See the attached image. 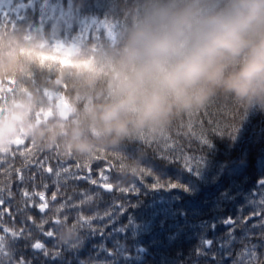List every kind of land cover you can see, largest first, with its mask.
Here are the masks:
<instances>
[{"label": "trees", "instance_id": "obj_1", "mask_svg": "<svg viewBox=\"0 0 264 264\" xmlns=\"http://www.w3.org/2000/svg\"><path fill=\"white\" fill-rule=\"evenodd\" d=\"M143 7L144 0H0V97L13 103L32 95L35 106L63 101L73 110L72 121L51 127L53 152L64 153V142L77 133L91 137L83 109L107 99L106 85L97 80L85 90L83 84L77 87V81L90 71L97 48H115L119 32ZM72 47L84 56L69 59ZM91 79L85 83L90 85ZM6 90L9 95L3 94ZM188 124V118L178 121L159 141L136 139L117 149L98 148L88 159L67 154L71 161L79 159V173L88 167L98 176L105 175L110 184L127 179L134 189L118 196L107 194L106 205L112 202L121 210L92 227L90 246H99L100 254L89 247L81 249L79 257L85 264H264V227L251 226L255 220L246 218L255 215L256 207L244 206V195L256 191L257 181H264V169L256 166V158L264 153V109L253 106L241 111L230 101H213L193 118L191 129ZM85 161H89L86 167ZM126 162H137L143 171L133 178L121 175ZM47 187L42 178L27 176L29 194L30 188H36L53 195ZM10 188L16 193L24 185ZM64 189V185L57 188L60 194ZM19 198L13 195L9 203L5 197L0 207L9 227L13 225L7 212L15 216L10 232L0 230V264H79L49 258L50 249L45 248L52 240L38 230L42 216L35 207L40 200ZM20 200L26 204H19ZM172 204L176 219L162 222L161 215L173 216L167 211ZM261 212L264 216V207ZM51 214L47 210L44 218ZM227 218L234 220L232 229L220 222ZM143 224L147 232L140 228ZM133 229L137 234L131 238ZM39 241L43 249L35 253L31 246Z\"/></svg>", "mask_w": 264, "mask_h": 264}, {"label": "clouds", "instance_id": "obj_2", "mask_svg": "<svg viewBox=\"0 0 264 264\" xmlns=\"http://www.w3.org/2000/svg\"><path fill=\"white\" fill-rule=\"evenodd\" d=\"M83 56L71 48L69 59ZM88 67L77 87L103 80L107 99L83 109L91 137L81 132L64 142L65 153L81 159L125 141H159L213 101L264 109V0H144L116 47L99 46ZM8 147L0 126V153ZM141 170L126 162L120 174L133 178ZM78 229L57 224L55 237L74 244Z\"/></svg>", "mask_w": 264, "mask_h": 264}, {"label": "flooded vegetation", "instance_id": "obj_3", "mask_svg": "<svg viewBox=\"0 0 264 264\" xmlns=\"http://www.w3.org/2000/svg\"><path fill=\"white\" fill-rule=\"evenodd\" d=\"M29 98V102L31 104L28 106H20L18 109L20 112L18 113H5L3 104L4 99H0V126L3 127L4 131H6L9 144L8 150L6 152L0 153V156H4V154L9 153L11 150L14 152V155H7L4 159H0V179H3L5 183L11 187H19L21 184L24 185V188L18 189L16 193L12 192L14 196H20L19 199H31V197L35 196V198L37 197L41 201L39 195L41 192L39 193L36 188H30L32 195L28 193V189L26 188V180L27 176H29L32 180H35L37 177L42 178L45 184L48 183L49 187H47V189L49 192L56 193L55 199H53V195L44 193V200L41 201V203H46L48 205L46 211L50 210L53 213L57 208H60L62 204H65L66 207L61 208L60 210L61 214L64 211L69 210L70 206L73 207L75 212H80L82 208L80 207V203L77 202L79 197L73 198L71 194H60L57 190L60 183H56L55 174H50L45 171L46 168H53L56 166L54 164L58 163V157L54 156L52 146L49 147L48 145H51V141L49 140L51 139L50 130L52 125L60 124L63 121L55 113L56 110H53L52 106L48 108L47 103H45L40 104L37 108L35 103L32 101V96H29ZM47 112L52 113L53 117L47 118ZM17 144L22 145L16 146ZM41 162L43 163V166H41ZM9 174L11 177L10 179ZM21 174L24 177L23 180L19 178ZM93 181H95V183L85 180L83 185L86 186L87 193H93V195H97L101 193L102 190H100L101 187L99 189V180ZM96 190H98L97 193ZM25 191L28 193L27 197L23 195ZM37 193L39 194L36 195ZM107 194L111 193H106L105 195ZM79 195L82 196L81 194ZM5 197H7V195ZM103 201L104 198L100 203L107 207ZM97 207L98 205L95 206V208ZM44 215L45 213L42 214V226L38 227V230H42L43 232L51 229L54 226L51 223H45L46 218H44ZM130 216L131 213H129L127 217ZM49 239L52 240L51 247L45 248L47 250L50 249V252H48V254H50L49 258L61 260L65 258L69 253V244L60 242V247H55L59 241L54 236L49 237ZM42 249L43 248L41 244V247L37 252L40 253ZM90 250L97 252L98 248L96 246H92L90 247Z\"/></svg>", "mask_w": 264, "mask_h": 264}, {"label": "snow or ice", "instance_id": "obj_4", "mask_svg": "<svg viewBox=\"0 0 264 264\" xmlns=\"http://www.w3.org/2000/svg\"><path fill=\"white\" fill-rule=\"evenodd\" d=\"M56 48H64V46H61V45H55ZM192 120L193 119H189V128L191 129L192 128ZM167 138V137H165ZM19 145H22V144H17L16 146H19ZM7 155H14V152L13 150H11L9 153L7 154H4V156H0V159H4ZM78 162L76 164V167L79 168L80 167V164H79V159H76ZM89 161H85V167L87 166V163ZM41 166H43V163L41 162ZM45 171H47L48 173L52 174L53 173V169L51 167H48L45 169ZM143 170H141L142 172ZM62 173H69V168L68 167H64V166H60L58 167L57 170H55V177H56V183L59 184L61 182V180H67V179H70L72 178L71 175H62ZM10 174H9V179H10ZM19 178L21 180L24 179L23 175L21 174L19 176ZM76 179H86L88 180L89 182L91 183H95V181L91 180V177L88 176V177H85V176H76L75 177ZM102 187H104L105 189H108L110 190L111 189V185L109 184H103L101 185ZM172 187H175V185H172ZM122 192H132L134 191V189L131 187V188H128V189H121ZM7 195V197L9 198V203L11 202V199H12V191H11V188L8 184L5 183V181L3 179H0V206L4 205L5 204V196ZM25 197L28 196V193L27 191L24 192L23 194ZM40 199L41 201L44 200V193L41 192L40 194ZM55 196L56 194L53 193V199H55ZM19 204L21 205H25L26 204V200H20L19 201ZM38 211L40 213H45L46 211V208L48 207V205L46 203H40L38 206ZM66 205L65 204H62L60 206V208H57L51 215L47 216L46 217V220H45V223H51L53 224L54 226L45 231L44 232V235L48 236V237H53L55 236V226L57 224H61L63 226H69L67 223H66V220L68 218V215H72L75 217V221L71 224L72 228L73 229H78V228H81L83 226H89L90 224V219L88 218H85L83 215H81L79 212H72L70 210H66L64 211L62 214H61V208H65ZM20 210V209H18ZM121 209L119 207H117L115 209V211L111 212L110 214L106 213V216L107 217H111L113 215H116V213L118 211H120ZM9 216L11 217L12 219V225L14 226L15 225V216H12L11 213H9ZM100 216H97V217H93L92 219H99ZM32 217L30 215H27V221H31ZM12 226V227H13ZM12 227H9L8 225L4 224V221H3V213H0V230H2L3 232L5 233H8L10 232L11 228ZM22 229H18L17 231H21ZM13 235H15V233H12ZM35 248H40L41 247V244L40 243H35L33 245Z\"/></svg>", "mask_w": 264, "mask_h": 264}, {"label": "rangeland", "instance_id": "obj_5", "mask_svg": "<svg viewBox=\"0 0 264 264\" xmlns=\"http://www.w3.org/2000/svg\"><path fill=\"white\" fill-rule=\"evenodd\" d=\"M185 167L186 168H188L189 169V166H187V165H185ZM256 191H257V194L255 193V190H254V195L253 194H251V192H247L246 193V195H244V206H246V207H249V208H254V207H256V208H259V205H261V203H263L264 202V187H259V188H257V186H256ZM85 198V197H84ZM244 206H241V208H243ZM173 207H174V204H172V206L170 207V208H168L167 209V211H169L168 212V214H173V216L172 217H168V216H165V215H161L162 216V219H161V221L163 222L164 220H170V222H174V219H176V214H174L173 212H171V210L173 209ZM70 208L73 210V207L72 206H70ZM108 210H114V208H109ZM260 211V210H259ZM106 213H108V211L106 210V211H104L103 212V214L102 215H100V214H97L96 215V217L97 216H100V218H99V220H101V219H103L105 216H106ZM258 213V212H257ZM256 214V213H255ZM254 216H256V215H254ZM72 218V217H71ZM93 221V219H90V222H92ZM225 221V219H221L220 220V222L221 223H223ZM95 223H96V225H101V223L99 222V221H95ZM262 223H264V222H262V220H259V221H256L255 220V222L251 225L254 229H258V228H260V226H263L264 227V224H262ZM151 225H148V226H153V223H150ZM40 226H42V224H40ZM136 227L134 226V229H135ZM140 228H142L144 231H146L147 232V229H145V224H143ZM133 229V230H134ZM230 229H232V228H230ZM83 230H85V229H83ZM92 230V227L89 225V226H87L86 227V231H91ZM135 231V230H134ZM230 245L232 246L233 244L232 243H230ZM222 248H223V246H221ZM221 248V249H222ZM226 249V248H225ZM222 250H224V249H222ZM244 256H249L248 255V253H245L244 254ZM111 260H113L114 258L113 257H111L110 258Z\"/></svg>", "mask_w": 264, "mask_h": 264}, {"label": "water", "instance_id": "obj_6", "mask_svg": "<svg viewBox=\"0 0 264 264\" xmlns=\"http://www.w3.org/2000/svg\"><path fill=\"white\" fill-rule=\"evenodd\" d=\"M57 107H58V109L60 110V116H61V118L66 119V118L68 117V115H69V111H68L66 105H65L64 103H60V102H59V103L57 104ZM232 224H233L232 221L228 220V221L224 224V226H230V225H232Z\"/></svg>", "mask_w": 264, "mask_h": 264}]
</instances>
